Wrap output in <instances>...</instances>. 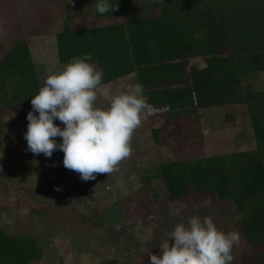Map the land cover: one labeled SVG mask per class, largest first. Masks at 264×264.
Wrapping results in <instances>:
<instances>
[{
  "label": "rangeland",
  "instance_id": "obj_1",
  "mask_svg": "<svg viewBox=\"0 0 264 264\" xmlns=\"http://www.w3.org/2000/svg\"><path fill=\"white\" fill-rule=\"evenodd\" d=\"M96 3L0 0V55L15 41L26 43L37 83L43 86L49 74L65 65L57 61L54 39L63 24L82 30L123 23L145 12V2L134 1L122 14L95 17ZM189 63L200 67L202 60ZM241 81L246 92L263 89L264 72L243 75ZM134 83L133 74L101 83L96 106L107 108L114 95ZM17 112L16 107L0 108V227L34 238L42 256L29 264H148L150 251L159 255V244L175 224L192 215L211 216L224 232L239 219L230 202L213 196L165 204L156 175L159 165L170 160L254 149L244 106L201 109L174 122H166L163 113L145 112L133 133L130 157L111 174H96L89 181L63 166L61 150L50 158L28 151V121L17 118ZM54 124L64 127L59 120ZM159 127L165 131L153 143L151 130Z\"/></svg>",
  "mask_w": 264,
  "mask_h": 264
},
{
  "label": "trees",
  "instance_id": "obj_2",
  "mask_svg": "<svg viewBox=\"0 0 264 264\" xmlns=\"http://www.w3.org/2000/svg\"><path fill=\"white\" fill-rule=\"evenodd\" d=\"M134 1H144L145 12L123 23L82 30L63 24L54 35L57 61L90 54L104 72L102 84L133 74L144 87L146 113H163L166 122L201 109L244 106L254 149L170 160L156 178L165 204L208 196L230 202L239 219L227 232L240 237L231 264H264V88L246 92L241 81L264 72V0H115L118 11L101 15L94 6L95 17L122 14ZM41 87L26 43L13 42L0 55V108L16 107L17 118H25ZM164 131L151 130L153 143ZM41 256L31 235L0 227V264Z\"/></svg>",
  "mask_w": 264,
  "mask_h": 264
},
{
  "label": "clouds",
  "instance_id": "obj_3",
  "mask_svg": "<svg viewBox=\"0 0 264 264\" xmlns=\"http://www.w3.org/2000/svg\"><path fill=\"white\" fill-rule=\"evenodd\" d=\"M95 7L103 15L118 11V2L97 0ZM103 76L90 54L73 57L62 70L45 78L26 116L27 150L47 158L61 150L63 166L78 173L82 181L111 174L130 157L133 133L150 107L139 82L114 95L107 108L97 107ZM56 137L62 142L57 143ZM239 239L235 231L219 230L211 216L192 215L186 223L175 224L159 244V255L150 251L148 264H231L232 249Z\"/></svg>",
  "mask_w": 264,
  "mask_h": 264
}]
</instances>
